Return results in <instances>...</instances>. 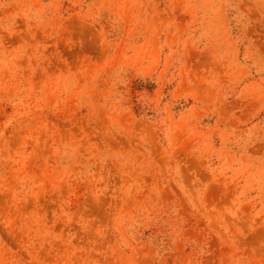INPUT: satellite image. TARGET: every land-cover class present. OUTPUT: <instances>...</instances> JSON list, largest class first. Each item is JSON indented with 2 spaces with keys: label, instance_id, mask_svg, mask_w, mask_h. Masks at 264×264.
I'll use <instances>...</instances> for the list:
<instances>
[{
  "label": "rangeland",
  "instance_id": "obj_1",
  "mask_svg": "<svg viewBox=\"0 0 264 264\" xmlns=\"http://www.w3.org/2000/svg\"><path fill=\"white\" fill-rule=\"evenodd\" d=\"M0 264H264V0H0Z\"/></svg>",
  "mask_w": 264,
  "mask_h": 264
}]
</instances>
